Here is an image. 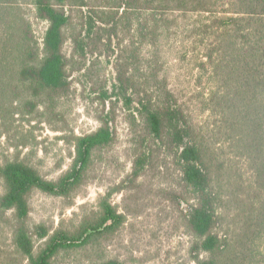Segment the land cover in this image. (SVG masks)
<instances>
[{
  "label": "trees",
  "instance_id": "16d2710c",
  "mask_svg": "<svg viewBox=\"0 0 264 264\" xmlns=\"http://www.w3.org/2000/svg\"><path fill=\"white\" fill-rule=\"evenodd\" d=\"M102 1L103 8L81 16L85 35L71 36L74 50L83 55L91 44L111 50V37L118 36L116 83L111 94L105 87L99 92L103 100L132 109L131 125L139 120L146 137L177 151L182 181L195 200L185 216L196 239L194 264H264V0ZM23 2L0 0V113L21 101L24 107L51 108L68 94L63 45L72 18L65 7L82 13L87 6V0H32L36 18L48 24L40 46ZM175 14L195 17L192 36L206 42L199 62L212 85L204 102L213 119L206 135L193 130L153 60L164 29L176 24ZM143 45L152 49L146 60L140 55ZM108 117L100 118L96 131L73 138L72 162L54 181L22 160L0 164V223L11 232V246H0V264H54L61 251L92 246L122 226L111 192L74 231L50 234L44 225L26 223L33 191L67 198L85 183L94 153L113 142ZM145 163L140 152L131 177L138 178ZM34 238L45 240L37 251Z\"/></svg>",
  "mask_w": 264,
  "mask_h": 264
},
{
  "label": "rangeland",
  "instance_id": "374dc122",
  "mask_svg": "<svg viewBox=\"0 0 264 264\" xmlns=\"http://www.w3.org/2000/svg\"><path fill=\"white\" fill-rule=\"evenodd\" d=\"M102 2L87 0L82 13L65 7L72 18L63 45V53L69 60V92L51 108L43 104L24 107L25 102L21 101L10 112L8 109L0 113V164L22 160L42 177L54 181L72 162L73 138L96 131L100 118L109 116L113 142L94 153L85 183L67 198L33 191L28 198L27 225L30 228L44 225L50 234L58 230L74 231L97 211L100 198L111 192V204L124 217L122 226L92 246L61 251L54 264H99L111 259L120 264H194L196 239L186 227L185 216L195 200L182 181L177 151L146 137L139 120L136 126L131 125L128 113L132 109L127 110L115 98L114 102L103 100L99 92L105 87L111 94L116 83L118 36L111 37V50L92 44L83 55L74 50L71 36L85 35L80 32L81 16L103 8L99 7ZM22 7L41 46L48 24L36 18L32 0H24ZM174 17L176 24L164 29L153 60L162 68L167 88L193 130L206 135L213 121L204 111L212 85L199 69L206 42L201 43L198 34L192 36L195 17L183 18L178 14ZM151 51L143 45L141 58L148 59ZM140 152L144 153L146 163L135 179L131 172ZM242 171L248 181L250 173L245 167ZM2 192L0 180V195ZM7 218L11 219V213H7ZM44 241L34 238L35 251ZM0 246H11L10 227L4 222L0 223Z\"/></svg>",
  "mask_w": 264,
  "mask_h": 264
}]
</instances>
